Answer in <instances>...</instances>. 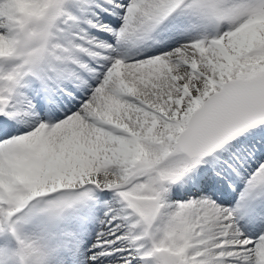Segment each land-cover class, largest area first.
<instances>
[{
    "label": "snow or ice",
    "instance_id": "obj_1",
    "mask_svg": "<svg viewBox=\"0 0 264 264\" xmlns=\"http://www.w3.org/2000/svg\"><path fill=\"white\" fill-rule=\"evenodd\" d=\"M0 264H264V0H0Z\"/></svg>",
    "mask_w": 264,
    "mask_h": 264
},
{
    "label": "bare ground",
    "instance_id": "obj_2",
    "mask_svg": "<svg viewBox=\"0 0 264 264\" xmlns=\"http://www.w3.org/2000/svg\"><path fill=\"white\" fill-rule=\"evenodd\" d=\"M105 15H107V13H105ZM118 19V17L116 16V15H113L112 16V18H111V21H108V23H111L112 21H116ZM172 20V19H171ZM172 22V21H171ZM174 22V21H173ZM172 22V23H173ZM117 25H119V24H117ZM85 27H87V25H84ZM113 26V25H112ZM115 27V26H114ZM164 27H166L165 25H164ZM162 29V28H161ZM89 32H90V34L92 35V36H95V37H97L98 39H100V40H102V41H107V42H109V43H114V40H115V37L113 36V35H111L110 33H107V32H98L96 29H94V28H89ZM169 32V28L166 30V31H161L160 32V35H166L167 33ZM194 35V34H193ZM166 42H168V43H171V40H168V41H166ZM173 46H175L174 44H173ZM133 51H135V50H133ZM240 184H242V183H240L239 182V185ZM237 188H238V186H237ZM233 196H234V194H233ZM174 198H176L175 196H174ZM236 201V200H235ZM243 223V222H242ZM250 231H252L251 229H250Z\"/></svg>",
    "mask_w": 264,
    "mask_h": 264
},
{
    "label": "rangeland",
    "instance_id": "obj_3",
    "mask_svg": "<svg viewBox=\"0 0 264 264\" xmlns=\"http://www.w3.org/2000/svg\"><path fill=\"white\" fill-rule=\"evenodd\" d=\"M176 18H177V17H175V16H173L172 18H170V19L166 22V24H165L166 27H164V25H163V26H162V29L160 30V32H161V31H166V30L169 28L170 25H172V24L175 23ZM171 19H172V20H171ZM116 21H118V19H117ZM171 21H172V22L174 21V22L172 23ZM115 24H119V23L117 22V23H115ZM114 26H116V25H114ZM117 26H119V25H117ZM193 34L195 35V33H193Z\"/></svg>",
    "mask_w": 264,
    "mask_h": 264
}]
</instances>
